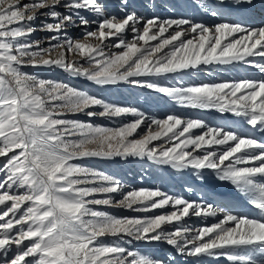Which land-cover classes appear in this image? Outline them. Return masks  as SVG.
<instances>
[{"label": "snow or ice", "instance_id": "snow-or-ice-1", "mask_svg": "<svg viewBox=\"0 0 264 264\" xmlns=\"http://www.w3.org/2000/svg\"><path fill=\"white\" fill-rule=\"evenodd\" d=\"M108 7L102 0H0V264H165L123 246L133 241L164 242L199 264L206 258L264 264V139L175 113L148 116L24 71L56 68L100 87L146 88L185 108L231 114L264 134V63L257 61H264V0H192L187 7L203 10L211 24L184 14L144 16L129 0H119L120 16ZM257 10L256 26L232 18ZM74 26L82 28V39L68 36ZM37 31L51 34L47 47L31 39ZM241 68L256 69L261 78L183 82ZM168 76L181 80L166 86L150 79ZM127 116L134 119L117 127L92 122ZM142 126L147 131L136 138ZM117 157L194 169L201 180L214 173L250 207L237 213L159 189L124 192L115 176L76 163ZM101 205L172 210L117 217L95 207ZM191 216L220 218L193 228L183 223Z\"/></svg>", "mask_w": 264, "mask_h": 264}, {"label": "rangeland", "instance_id": "rangeland-1", "mask_svg": "<svg viewBox=\"0 0 264 264\" xmlns=\"http://www.w3.org/2000/svg\"><path fill=\"white\" fill-rule=\"evenodd\" d=\"M24 2H28V0H24ZM102 2L106 3L108 7V12L110 14H115L120 16L122 13L119 8V0H102ZM192 0H129L130 7L132 5L138 6V11L141 15L151 17L153 14L160 15L162 17L177 16L179 14H184L189 18H194L198 22H204L207 24L213 23V18L207 16L203 10H194L193 8L187 7ZM207 2L211 3L212 0H207ZM152 5H156L152 7ZM179 5V7H176ZM63 11L62 8L58 9ZM116 11V12H115ZM144 11V12H143ZM87 16V18L94 19L95 17L90 13H83ZM43 19V14L39 16V18L34 22L35 25H39L40 21ZM51 22V21H49ZM92 28L95 26L92 25ZM51 34L48 32L37 31L33 34L32 40H39L41 43L45 45L44 41H47ZM68 36L72 39H82V28L79 26L70 27L68 29ZM128 39L131 38V35L127 36ZM56 53L54 52L53 55ZM68 59H77L79 57H73L71 55L68 56ZM83 63V62H82ZM87 67L86 64H84ZM24 71L40 76L45 79H52L56 81H61L70 84L80 90H84L89 92L92 95L98 96L102 99H105L110 102L119 103L127 106L136 107L139 110L143 111L148 116H156L159 118H163L165 115L169 113H175L185 118H193V119H203L206 122H209L210 125L213 126H224L229 128L230 130L239 131L241 133H246L250 135L251 131L255 132L252 128L242 123L240 118L234 117L231 114H224L223 116L218 113L214 109H191L185 108L177 105L176 103L170 101L168 98L164 97L162 94L156 93L152 90L134 87L128 84L121 83L118 86H108V87H100L94 85L92 82L85 80L80 77H73L62 70L51 68V69H33L31 67H27ZM211 71V70H209ZM217 72V73H216ZM212 72L211 75L201 72L199 74L193 75V77L184 76L183 82L187 83H199V82H219L224 79H237V78H261V75L251 74L248 70H241L237 72L231 71V73L224 72L227 76H222L218 71ZM216 75V76H215ZM157 83L162 85H172L177 83V81L181 80L180 76L172 77H152L150 78ZM208 80V81H207ZM219 80V81H218ZM100 109H96L99 111ZM66 118L68 119H78L82 121H86L89 118L84 114H69ZM134 119L132 116H127L123 118V121L119 119L109 120L102 117H94L92 118V122L97 125H102L106 127H117L122 122H128ZM256 134L253 136L257 139H264V134L261 133L259 129H255ZM147 131L146 126H142L139 129V136H142ZM259 131V132H258ZM198 134V133H197ZM251 136V135H250ZM76 163H80L84 166H88L91 168L98 169L100 171L105 172L106 174L115 176L118 178L122 185L123 191L127 192L132 189L138 188H149V189H159L166 194H170L172 196H185L189 197V189L187 185L185 186V176H183L181 171H176L171 169L169 166H158L153 165L151 162L145 160H141L139 158H128L127 160H123L121 158H112V159H102V158H86L80 161H76ZM206 179H198L197 174H194L192 177L193 181H199L200 183L204 182L205 184H209L206 181L211 182V185H217L215 178L211 176H205ZM227 189L231 191H235V188L231 184H225ZM126 187V188H125ZM198 187H202L201 185ZM197 187V188H198ZM198 192H195L193 195H198L199 200H205V197L202 198V193H205L206 189L199 188ZM206 196V195H205ZM115 200H119L122 197L119 194L115 195ZM187 199V198H185ZM100 211L108 212L109 214L115 215L117 217H134V216H144V215H157L162 212L171 211L172 209H157L153 210L149 213L136 212L130 210L132 213L130 214H120L115 211L109 210L107 206H95ZM115 207V206H114ZM120 207H117V209ZM115 210V209H114ZM205 217H195L191 216L187 222L183 223L188 227L199 228L203 225H211L215 223L214 221L204 220ZM166 230H172L168 228ZM114 238L106 237V242L112 241ZM128 238L125 237V240ZM123 246L139 251L144 255H150L154 258H160L165 261V264H199L196 258L183 256L176 252V250L167 245L164 242H151L146 243L142 241H133L132 244L125 243ZM13 246V254H14ZM207 264H220L218 260L212 258H206Z\"/></svg>", "mask_w": 264, "mask_h": 264}, {"label": "bare ground", "instance_id": "bare-ground-1", "mask_svg": "<svg viewBox=\"0 0 264 264\" xmlns=\"http://www.w3.org/2000/svg\"><path fill=\"white\" fill-rule=\"evenodd\" d=\"M116 12V11H115ZM144 12V11H143ZM241 17H243L244 19H246L248 22H251L253 24V26L257 25V22L260 19V16L258 14V10L256 12L253 13H244V14H240V13H236L233 15V19H240ZM128 35H131V32L128 33ZM47 41H44L45 45H47L46 43ZM258 62H262L264 63V61H260L259 58H257ZM251 74H255V75H261L258 70L253 69V68H248L247 69ZM219 73H221L220 71H218ZM224 72L226 73H231V71H223L222 74H224ZM217 73V72H216ZM232 74V73H231ZM216 76V75H215ZM222 76H227L228 75H222ZM193 77V76H192ZM224 79V78H223ZM208 81V80H207ZM219 81V80H218ZM209 124V122H207ZM255 132L251 131L250 135L253 136L254 134H256V130L253 129ZM259 132V131H258ZM199 134V130H197L196 134ZM257 135V134H256ZM183 176H185L186 178H184L185 180V186L187 185L188 187H190L189 189V197L185 196V198H187L188 200H197L199 201L198 195H193L195 192H198L199 188H204L206 189L205 193H202V198L205 197L206 202L208 203H213L214 205H217L219 207H225L226 209H231L234 210L237 213H243L244 211H246L247 206L246 204V199L241 197V199H237L236 197L239 195L238 193L236 195H233V193H235V191H231L229 189H227V186H225V184H229L227 182H221L218 179H216L215 174L211 173V172H205L204 175L205 176H211L213 178H215L217 185H211V182L206 181L209 184H205L204 182L200 183L199 181H193L192 177L194 174H196V170L194 169H184L181 170ZM202 186V187H198V186ZM198 187V188H197ZM126 188V187H125ZM199 193V192H198ZM170 195V194H168ZM206 195V196H205ZM179 196V195H178ZM107 208H109V210H112L120 213V214H130L132 213L130 210L124 209V208H118L114 207V206H107ZM115 209V210H114ZM167 209H170L167 208ZM220 217H205L204 220L207 221H214L215 223L218 221ZM189 218H185L184 222H187V220H189ZM218 262L220 264H230L229 261L226 260V258H220L218 260Z\"/></svg>", "mask_w": 264, "mask_h": 264}]
</instances>
